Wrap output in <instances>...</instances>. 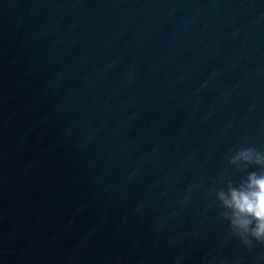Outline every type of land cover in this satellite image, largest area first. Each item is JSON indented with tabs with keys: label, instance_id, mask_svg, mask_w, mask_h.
I'll return each mask as SVG.
<instances>
[{
	"label": "water",
	"instance_id": "95a60500",
	"mask_svg": "<svg viewBox=\"0 0 264 264\" xmlns=\"http://www.w3.org/2000/svg\"><path fill=\"white\" fill-rule=\"evenodd\" d=\"M244 148L264 0H0V264H264L217 195Z\"/></svg>",
	"mask_w": 264,
	"mask_h": 264
},
{
	"label": "clouds",
	"instance_id": "9594fccd",
	"mask_svg": "<svg viewBox=\"0 0 264 264\" xmlns=\"http://www.w3.org/2000/svg\"><path fill=\"white\" fill-rule=\"evenodd\" d=\"M237 160L264 165V154L255 148H244L233 157V162ZM217 195L225 209L221 215L229 221L232 234L249 247L253 240L264 244V174L252 172L240 188L230 187L227 194L221 191Z\"/></svg>",
	"mask_w": 264,
	"mask_h": 264
}]
</instances>
